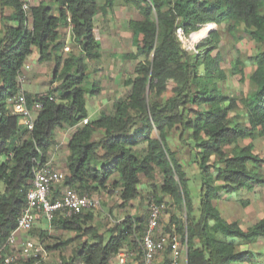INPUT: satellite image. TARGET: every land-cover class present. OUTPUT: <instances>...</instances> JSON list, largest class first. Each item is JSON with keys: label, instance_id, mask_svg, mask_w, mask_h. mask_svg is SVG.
<instances>
[{"label": "trees", "instance_id": "obj_1", "mask_svg": "<svg viewBox=\"0 0 264 264\" xmlns=\"http://www.w3.org/2000/svg\"><path fill=\"white\" fill-rule=\"evenodd\" d=\"M116 1L104 0L99 8L97 0H41L23 11L20 0H0L14 10L5 18L14 24L4 25L0 36V248L26 206L35 167L49 160L54 132L66 127L73 131L63 187L87 196L117 193L125 206L140 198L142 178L150 181L159 174L161 182L149 185L151 203L169 199L163 229L186 242L184 264H263L253 260V247L264 239V217L244 228L240 220L224 217L216 203L264 185V159L252 143L264 140V0H121L142 17L129 18L135 52L123 55L136 62L134 75L123 81L129 90L113 101L112 111L91 121L85 94L101 92L87 72L88 63L99 64L101 58L94 17ZM221 27L233 36L243 34L255 46V53L246 57L253 67L248 76L252 89L241 99L230 97L224 87L229 78L245 80L246 62L236 57L229 72L221 67ZM64 28L78 52L64 53ZM177 29L186 37L206 31L207 36L189 52ZM34 49L38 62H54L50 81L59 85L43 94L25 92L29 106L41 105L29 131L10 102L20 90L19 71ZM238 100L242 120L233 114ZM183 151L197 169L195 195L178 159ZM57 194L52 191L50 199ZM178 211L184 212V220ZM90 212L72 217L56 213L48 221L75 239L85 238L73 251L80 264H111L121 252L140 256L146 215L125 216L101 233L89 225Z\"/></svg>", "mask_w": 264, "mask_h": 264}, {"label": "rangeland", "instance_id": "obj_2", "mask_svg": "<svg viewBox=\"0 0 264 264\" xmlns=\"http://www.w3.org/2000/svg\"><path fill=\"white\" fill-rule=\"evenodd\" d=\"M102 2L103 0H98L99 5ZM31 4H33V0H31L30 6H32ZM99 8L101 7L99 6ZM110 10L111 15L114 17L116 31H113L107 43H102L101 48L99 41L101 33H98L97 30H94L95 38L98 40L100 45V52L103 53V62L102 60H99L101 64H98L94 61L89 62L87 71L90 75L89 81H97L99 87L101 90H103V98H108L114 93L116 94L118 91H120V97H122L129 90V88L123 87L122 83L124 80L133 77V71L136 62H132L129 59L125 60L124 56L122 55L123 53L125 55L127 53L135 52L131 39L132 34L128 28V20L131 17L136 20H141L142 18L141 15L132 8L125 7L121 0H117L116 4ZM219 30L221 42L219 43L218 47L220 55L223 58L221 67L224 69V71L229 72L230 63L236 57H240L246 62V67L244 69L246 74L245 80L242 82L239 81L238 76L229 78L224 90H227L226 92H228L230 97L234 99L244 98L252 89V85L248 80V76L253 70V67L246 60V57L255 53V46L252 41H250L241 33H237L233 36L227 32V29L224 27H221ZM61 36L67 40L66 46L69 47V51H64V53L69 54L71 52H78L76 44L72 43L71 38L67 34H61ZM206 36L207 31L203 38L198 39L195 43H186L184 41L183 46L187 51L193 52L195 45ZM31 56L27 58V62L25 61L24 67L27 65L30 67V69H33L37 64V61ZM109 59H111L110 62ZM119 59H121L120 62L118 61ZM96 67L101 69V71L93 72ZM40 68L41 67L39 65H36L34 70L40 72ZM53 69L54 62L52 61L51 66L46 73V80H51L50 78L53 74ZM28 80L30 81V84H34V79L31 78V76ZM43 80L44 78L36 83L39 94H43L51 88L55 89L59 85L57 82L52 84L46 81L43 83ZM30 84L24 83V86L28 87ZM50 84L51 87L49 88L48 85ZM117 95L119 96V94ZM85 102L89 119L91 121L97 119L100 113L97 112L98 100L96 95L85 94ZM240 103V100H238V108L233 112V114L235 113L239 119L242 120L244 116V109ZM104 112L107 111L104 110ZM247 142L248 141L245 140L241 141L240 143L244 145ZM252 143L254 145V152L264 159V140L262 138H256ZM187 155L188 154L185 151L178 153V159L182 163V168L188 179V185L192 189L198 185V175L196 166L190 162ZM160 182L161 178L159 174H155L153 179L150 181L142 178L140 198L127 203L125 206H121V201L117 193L113 195L99 193L91 195L92 197L98 199L100 204L97 208L91 210L90 213L92 215V220L89 222V225L94 226L99 232L105 233L116 223L122 221L125 216L135 217L146 215L148 218L147 214L149 215L150 209L152 207V198L149 195L151 188L149 185L151 183L159 184ZM168 201L169 199L166 197L163 199L164 212H162L160 216V222L163 228L168 224L169 221V211L166 208ZM240 201H247L248 205L244 206ZM216 207L224 217L229 218L228 220H240L244 228L250 226L264 217V185L256 187L252 193H241L237 196H231L228 200H221L220 202L216 203ZM175 214L180 220H184L183 211L175 212ZM42 234L43 237H40ZM84 240V237L81 240L75 239L72 233L59 231L50 225L46 219L38 218L34 228L31 231L27 233H20L18 235L14 244V248L10 253L13 258L11 264H30V260H33L35 256H37V264H80L79 261L74 258L73 251ZM67 241V245H61V243H65ZM28 242L34 245L33 249H26L25 244ZM45 247L48 248L46 249ZM257 249L264 252V239H261ZM71 259L72 263H70ZM132 259L137 260L139 259V256L135 255ZM262 259L264 260V257H262ZM33 262L31 264H33Z\"/></svg>", "mask_w": 264, "mask_h": 264}, {"label": "built area", "instance_id": "obj_3", "mask_svg": "<svg viewBox=\"0 0 264 264\" xmlns=\"http://www.w3.org/2000/svg\"><path fill=\"white\" fill-rule=\"evenodd\" d=\"M31 0H20L21 9L27 11ZM70 37V31L68 30ZM193 34V33H192ZM184 36L181 29H177L176 35L182 43L188 42L190 36ZM206 35V33H205ZM190 43V42H188ZM195 43V42H194ZM184 47V46H183ZM65 52L69 51V47L65 46ZM28 66H23L17 76V82L20 90L11 100L12 112L19 117V122L29 131L33 128V121L37 111L41 108L39 103L28 105L25 91L23 89L26 83L24 70H28ZM87 123V119L83 120V124ZM32 187L26 195V206L17 220L14 230L7 237L4 245L0 248V262L2 264H11L12 256L10 255L16 239L20 233H27L34 228L38 218L50 221L56 213H60L64 217H72L86 210H92L99 206L100 201L94 197L87 195H79L75 190L65 188L60 196L51 200L52 191L61 187L66 174L56 170L53 165L47 161L45 164L37 165L33 171ZM150 209L147 224L143 235L139 240L141 254L137 261L129 262L133 258L132 253L121 252L117 256V264H154L156 257L171 248V256L168 264H184L186 259V242L173 231V233H165L161 224V213L164 212V206L155 205L153 203ZM26 249L34 248L32 243L25 244ZM183 253V257H182ZM37 256L33 259V264H37Z\"/></svg>", "mask_w": 264, "mask_h": 264}, {"label": "crops", "instance_id": "obj_4", "mask_svg": "<svg viewBox=\"0 0 264 264\" xmlns=\"http://www.w3.org/2000/svg\"><path fill=\"white\" fill-rule=\"evenodd\" d=\"M41 0H33V4L31 5H37ZM104 1V0H103ZM98 3V0H97ZM98 6L103 7V2ZM111 10L110 9H105V12H99L95 17H94V25H95V31L97 30L98 33L100 34V44H101V48H102V43H107V41L110 39V35L113 33V31L115 32V25H114V17L111 15ZM14 13V10L8 6V5H0V36H2L4 34V25H10V24H14L13 21L11 20H7L8 17H11ZM7 18V19H5ZM11 19V18H10ZM61 34H69L68 33V29L64 28L62 30H60V35ZM67 37V36H66ZM67 41V40H66ZM102 50V49H101ZM103 52V50H102ZM102 56L100 58V61L102 60L103 62V53H101ZM124 55V53L122 54ZM32 58H35V60L37 61L36 65H39L40 68V72H37L35 69V66L33 69H30V67L28 68V70H24L25 76H26V83L30 84V81L28 79L31 78L34 79V84H30L32 86H28L25 87L23 86V89L25 92L29 93V94H39L37 91V87H36V83L43 79V83L48 81L46 80V73L49 70V67L51 66L52 61L50 62H38V52L36 49L33 50L32 53ZM31 59V58H30ZM111 59H109L110 62ZM121 59H119L118 61L120 62ZM99 61V64H101V62ZM27 62V61H26ZM50 65V66H49ZM27 66V65H26ZM111 72V71H110ZM49 83H51V81H48ZM40 84V83H39ZM48 87H51V84L48 85ZM119 94V96L117 95ZM103 90H101V92L96 95V98L98 100V107H97V112L98 113H110L112 111V103L113 101H115L117 98L120 97V91H118L116 94L114 93L113 95H111L108 98H103ZM104 110H106L107 112H104ZM73 129L71 128H66V127H61L56 129V131L54 132V147H52V149H50L49 153H48V157H49V162L53 165V167L63 173H66V158L68 155V151H67V142L68 139L70 137V134L72 133ZM59 144V145H58ZM65 187L61 186L59 188H57L55 190V192L59 193L57 195H60L62 192V190H64ZM194 191V195L196 193L195 188H192ZM58 197V196H56ZM226 198V199H225ZM229 198L224 197L222 198V200H228ZM193 208H194V215H197L196 209H197V199L194 197L193 198ZM41 218V217H40ZM43 219V218H41ZM44 252V251H43ZM45 253V252H44ZM253 260L259 263H263L264 264V260L262 259V257L264 256V252L258 250L257 248L253 247ZM137 255V254H135ZM171 253L166 251H163L161 254H159L156 259L154 260V264H166L167 260L170 258ZM138 260V259H137ZM134 260L132 258L129 259V262L132 261H137ZM185 263V260H184ZM111 264H117V257L113 258L111 260Z\"/></svg>", "mask_w": 264, "mask_h": 264}, {"label": "bare ground", "instance_id": "obj_5", "mask_svg": "<svg viewBox=\"0 0 264 264\" xmlns=\"http://www.w3.org/2000/svg\"><path fill=\"white\" fill-rule=\"evenodd\" d=\"M204 36H205V32L192 34V35L190 36L188 42H190V43H194V42H196L198 39L203 38Z\"/></svg>", "mask_w": 264, "mask_h": 264}]
</instances>
